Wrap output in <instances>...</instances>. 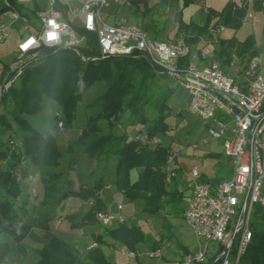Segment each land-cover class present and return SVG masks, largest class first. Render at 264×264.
<instances>
[{"label": "trees", "instance_id": "1", "mask_svg": "<svg viewBox=\"0 0 264 264\" xmlns=\"http://www.w3.org/2000/svg\"><path fill=\"white\" fill-rule=\"evenodd\" d=\"M252 7L255 11H261L264 16V0H253ZM246 12V3L237 5L228 2L223 10L218 12L219 20L213 27L221 24L236 30L242 25ZM207 26L208 22L203 27H197L198 33L187 35L186 43L196 44L200 33L208 29ZM183 27L184 25L179 23L181 31H185ZM75 29L88 38L86 47H79V53L71 48L42 47L41 53L31 59L17 83L9 86L0 97L1 107L11 103V109L7 113H0V128L7 131L15 124L23 134L19 155L13 153L10 147L5 148L2 143L0 144V160L4 163V166L0 163V190L3 195L0 197V234H8L17 244L27 235L31 227L35 226L30 221V223L23 222L19 213H24L26 200L20 203L17 209L19 212L15 210L13 204V201L21 194L19 180L15 173L26 175V168L18 165L19 156L24 155L36 167L44 187V200L54 196L53 192L57 190L56 182L59 174L53 169L60 164L61 154L57 148L56 136L42 134L26 119L27 115L41 111L44 96L61 108L65 121L70 123L74 119L76 106L83 92L96 83H103V92L88 105V107L99 105L100 112L87 117L79 136L76 140L68 142L66 151L84 153L87 158L96 161L107 160L109 155L115 156V190L131 202L141 200L142 211L148 214L154 215L163 209L166 202L175 203L182 198L178 189L171 191L166 188L169 147L162 144L154 147L142 146L138 141L128 139L126 134L118 136L112 131L121 115L127 111L132 120L131 124L144 125L146 132L151 136L157 134L164 136L169 129L166 119L170 116V107L167 101L172 95V90L164 89L153 98L149 88L154 86L160 78L169 76L158 74L156 67L142 57L110 56L84 61L81 59L82 55L99 56L95 34L79 27ZM220 42L231 47L235 46L239 53H247L250 56L257 53L253 34L247 35L242 41L233 37L228 40L221 39ZM2 68L0 80L4 77L8 65L4 64ZM11 75L12 73L5 81ZM80 78L84 86L82 92L78 83ZM147 105H151L156 111V116L151 121L144 113V107ZM101 120L108 123L110 130L107 134L101 133L98 125ZM208 156L216 159L225 158L222 153L216 152L208 153ZM174 163L177 164L176 157H174ZM135 169L137 174L132 181L131 171ZM176 171L180 176V169ZM230 173L225 158V163H219V170L211 180L216 183L228 178ZM169 178L177 180L175 177ZM203 179L206 177L203 176ZM173 182L176 183V181ZM102 187L103 181L98 179L90 186L81 185L78 190L63 192L58 196V200L73 195L91 202L89 209L80 220L71 224L72 228L80 229L97 223L96 214L107 210L99 194ZM34 196L37 197L36 194ZM48 220L47 217L41 225V228L47 232L50 231L46 223ZM18 222H21L19 233H17ZM162 225L164 228L170 227L165 219ZM251 227V239L241 257V264H264V205L253 206ZM104 230V234L92 235L97 244L104 243L102 238L107 235L134 254L135 264H143L137 258L136 246L147 240V237L139 226L122 223L115 227H104ZM179 248L185 254L189 252L183 246ZM8 252V244L0 241V264ZM37 253L39 259L36 264H115L106 258L99 246L90 248L86 255L82 256L74 246L55 235H51L49 241Z\"/></svg>", "mask_w": 264, "mask_h": 264}, {"label": "built area", "instance_id": "2", "mask_svg": "<svg viewBox=\"0 0 264 264\" xmlns=\"http://www.w3.org/2000/svg\"><path fill=\"white\" fill-rule=\"evenodd\" d=\"M131 3L132 0H0V43L13 34L18 36L9 66L12 75L1 91L17 83L42 47L71 48L79 53L84 36L77 34L75 27L93 32L99 51V56L82 55V60L142 57L156 67L158 74L176 79L187 94L188 111L198 117L209 138L221 141V153L228 159L231 173L212 183L196 182L194 178L201 176L196 167L184 171V186L177 191L184 204L182 215L198 248L174 259L160 257L159 250L146 255L155 259V264H241L251 239L253 206L264 205V72L253 59L237 80L217 62L207 59L213 49L204 37L199 39L197 54L183 36L162 41L150 37L141 22L108 21L107 12L112 6ZM73 18H80V22L72 23ZM20 28L23 29L19 31ZM78 83L83 85L82 78ZM130 139L142 146L158 144L157 136L144 129ZM170 154L166 171L168 177H175L179 166H174L175 154ZM25 161L20 166L25 168ZM15 174L19 181L33 176L29 172L25 176ZM96 218L104 227L126 221L121 204L116 211L98 212ZM20 226L18 222L17 233Z\"/></svg>", "mask_w": 264, "mask_h": 264}, {"label": "rangeland", "instance_id": "3", "mask_svg": "<svg viewBox=\"0 0 264 264\" xmlns=\"http://www.w3.org/2000/svg\"><path fill=\"white\" fill-rule=\"evenodd\" d=\"M79 22L80 18L72 19V23L74 24ZM258 23H255V26H257L255 31H249V28L252 25L248 21L245 22V25L241 31H237L236 33H234L235 31H227L226 33H222L221 36L223 39L227 40L233 37L243 40L247 35L253 34L255 37L257 50V53L254 56H250L247 53H239V51L235 49V46L231 47L227 44H222L219 38L205 35V41L208 42V44H210L213 49L212 55L207 59L217 62L226 74L236 78L237 80H240L243 77L244 71L247 69L250 61L253 59H256L260 72H264V31H260L262 28L261 22L258 21ZM22 29L23 28H20L19 31ZM77 34L79 33L77 32ZM81 36H84V39L82 40L80 47H86V45H88V38L84 34ZM14 47L15 43L12 40L7 41L6 45L0 46V58L6 64H10L14 59V55L12 53ZM192 48L198 54L197 47ZM79 87L80 91L82 92L84 86L80 85ZM164 89L172 90V95L167 101V104L170 107V116L166 119L169 129L164 136L160 134L156 135L158 138V144L169 147L170 152L175 154L174 157H176L177 164H174V166L176 168L179 165L185 164L186 170L196 167L200 173L204 172L206 175L211 176L213 174V170L217 169L218 162L212 165V159L210 156H208V153H212L214 152V149H217V142L206 135V129L198 117L188 111L187 94L179 82L172 77L160 78L154 86L149 88V93L153 98H155ZM102 92L103 87L102 84L99 83H96L90 88L86 89L83 92L80 101L77 103L74 119L70 123L65 121L61 108L58 107L54 101L45 96L43 97L41 111L36 114H32L29 119V123L33 126H36V128L44 135L51 134L56 136L60 130L68 131L65 134L60 133L56 137L57 148L61 154L60 164L58 167L59 170L68 172V175L64 178V180L67 181V183H70V181L73 182L71 185L76 186L77 190L82 184L81 181L87 182L91 176L88 175L89 172L85 169L87 162L82 157L74 155V152H67L66 147L68 142L77 139L81 128L86 123L87 117L100 112L99 105L92 107H88V105L92 104ZM10 107V102L5 107H0V113H7V111L11 109ZM144 113L149 121H151L156 116V111L151 105L144 107ZM59 121L63 122L62 126L59 125ZM131 123L132 120L126 111L121 115L112 131L118 136L126 134L128 139H130V137L134 135L138 129L145 130L144 125H133ZM98 125L102 131L101 133H105L107 131L109 132L110 129L108 127V123L105 120L99 121ZM22 135V131L18 130L15 124H13L12 129L7 131H3L0 128V144L2 143L3 147L5 148L10 147L13 153L19 155L22 144ZM170 155L171 154L169 153L168 156ZM108 157L111 158L112 156L109 155ZM23 160L27 161V166H25L26 174L27 172L30 174L33 173V176L31 179L25 178L24 180L19 181L21 194L13 201L16 211H18L17 209H19L21 202L26 199L32 200L35 197V194L40 198V203L45 199L44 187L39 179L36 167L31 164L29 159L24 157V155L19 156V166L24 165L21 164V161ZM115 160L116 157H112L108 162L107 160H101L105 162L100 164L101 169H99L103 174V177L101 178L102 181L106 184H109L110 186H112L115 181ZM218 161L219 163H225V158H219ZM0 163L2 166H4L3 161L0 160ZM56 168L53 169L54 172L56 171ZM133 173L135 174V172ZM175 178H177V180H172V178L170 179L168 176H166L165 181L166 188L168 190L173 191L175 188L178 189L179 187L184 186V179L182 175L179 176L177 172V176H175ZM194 180L199 182L201 179L194 178ZM29 181H31V183H28ZM61 181V179L57 180L56 187L57 183ZM173 181H176V183ZM112 189L110 191L113 194L112 196L108 197L107 201L111 209L115 211L117 205L121 204L122 213L126 216V221L124 223H127V225L136 224L140 227L143 233L146 234L147 240L140 242L136 246V252L138 251L139 253L137 258L141 263H156L155 259L148 258L146 255V252L152 251L153 249L159 250L160 252H158L160 253V257L167 259L179 258L185 254L183 253V250L179 248V246H183L189 251L197 250L198 246L194 234L182 215L184 209L182 198L175 203L166 202L163 209L153 215L142 211L143 204H141V200L131 202L127 198L121 197L119 193L113 192ZM59 190L60 189L58 188L55 192H53L54 195L55 193H59ZM108 193L109 190L106 189L104 196ZM0 197H3L1 190ZM59 218L61 217H58L57 219ZM45 219H42L41 222L36 220H32L30 222L39 227L43 224ZM163 219L167 221L168 225L170 226L169 228L163 227ZM95 224L96 223H94V225ZM100 231L101 234L105 233L104 229H100ZM19 232H21V227ZM105 239H108L107 242L112 244V249L115 248L114 246H117L115 250L106 253L108 260L114 262L115 264H135L133 256H123V252L126 249L125 247H121L123 246L121 243L112 240L107 235L103 236V242ZM8 243L11 245L10 240ZM107 248L110 247L107 246ZM83 250L80 248V251H78L82 254Z\"/></svg>", "mask_w": 264, "mask_h": 264}, {"label": "crops", "instance_id": "4", "mask_svg": "<svg viewBox=\"0 0 264 264\" xmlns=\"http://www.w3.org/2000/svg\"><path fill=\"white\" fill-rule=\"evenodd\" d=\"M228 2H233L237 5H242L244 3L247 4V12L242 25L236 30L225 27L221 24L218 27H213L219 20L218 12H221ZM252 3L253 0H132V3L128 6H120L119 8L112 6L107 12V18L109 22H117L121 19L141 22L150 37L162 41H171L179 36H183L185 38L187 35H194L199 32L197 27H203L208 22V29L205 30L204 33H200L199 39L200 37H204L206 35L212 36L214 38H219V40H221L223 39L221 37L222 33H226L227 31H235L234 33H236L237 31H241L243 26L245 25V22L248 21L252 25L249 28V31H255V28L257 27L255 26V23H258V21L261 22L262 26L260 31H264L263 13L261 11H255L252 7ZM179 23H182V25H184L183 29L185 31L180 30ZM17 39L18 36L16 34H13L12 37L7 39L4 43H0V46L6 45L7 41L12 40L14 41L16 47ZM236 39L238 41H242L238 38ZM190 45L192 47H197L198 49L200 45L199 40L196 44ZM15 47L12 51L13 55ZM4 64L6 63L0 58V78L3 69L2 67ZM7 65L8 69L5 71L2 80H0V97L2 94L1 86L10 74V64ZM30 116L31 115L26 116V119L29 122ZM67 132L68 131L60 130L57 135L60 133L65 134ZM107 132H103V134H107ZM215 141L217 142V149H214V152L221 153V141ZM74 155L82 157L87 162L85 169L88 170V175L91 176L87 182L81 181L82 186H90L94 181H97L98 179H101L103 177V174L99 169H101L100 164L105 161H96L92 158H87L84 153L80 152H74ZM111 156L115 157L113 155ZM111 158L108 157L107 162ZM211 159L212 165L218 162L217 169L213 170V174L211 176H208L204 172H202L199 179L202 180L203 176H205L206 179H203L202 181H210L214 183L211 179L216 176L217 171L219 170V161L216 158ZM114 163L116 166V160L114 161ZM185 166V164L179 165L181 175H183L184 171H188L186 170ZM227 168L229 169V171H231L228 159ZM55 172L59 174V179L62 180L61 182L57 183V189H60L59 193H55L54 196L49 197L41 203L39 202V197H34L32 200L26 199V204L24 205V213L20 212L23 222H29L32 220L41 222L42 219L44 220L48 217L49 220L47 221V225L51 232H47L46 230L42 229L41 226H33L31 227L27 235L19 242V244H17L8 234H0V241L6 242L9 246V252L5 256L1 264H36L39 259L37 251L49 241V239L51 238V234L62 238L64 241L74 246L79 251L80 248L82 250L84 249L82 252V256H85L90 248L96 246L102 248L105 256L106 253L111 252L112 250H115L117 248V246H114L115 248L112 249V244L107 242L108 239H105L104 244H97L93 240L92 235L101 234L100 229H104V226H102L98 222L95 225H87L80 229L71 227V224L79 221L82 215L89 209L91 202L90 200L85 201L73 195H69L58 201V196H60L62 192L77 190V188L76 186L71 185L73 182L70 181V183H67V181L64 180V178L68 175V172L59 170V167L56 168ZM133 172H135V174ZM136 172L137 170L131 171L132 181L136 178ZM103 185L104 186L99 193L100 197L104 200L107 210L113 211V209H111V207L108 205L107 201L108 197L112 196L113 194L110 191L112 188L113 192H117L115 190V185L113 184L112 186H110L105 182H103ZM106 189L109 190V193L104 196V192ZM121 197L123 196L121 195ZM58 217L61 218L57 219ZM9 240L11 242V245L8 243ZM107 246H109L110 248H107ZM121 247L123 248V246ZM126 253L129 252L127 250H124L123 256H126ZM137 256H139L138 251Z\"/></svg>", "mask_w": 264, "mask_h": 264}]
</instances>
